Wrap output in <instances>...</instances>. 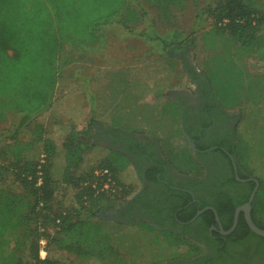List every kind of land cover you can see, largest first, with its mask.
I'll return each mask as SVG.
<instances>
[{"label":"trees","instance_id":"trees-1","mask_svg":"<svg viewBox=\"0 0 264 264\" xmlns=\"http://www.w3.org/2000/svg\"><path fill=\"white\" fill-rule=\"evenodd\" d=\"M184 2L154 0L156 19L148 36L157 40L163 50L177 51L183 45L179 39L183 33L175 19L177 11L185 10ZM139 4L140 0H20V4L15 0H0V117L3 110L22 116L15 133L7 138L9 143L0 148V264H74L71 260L62 262L52 257L49 246L77 259L101 260L115 252L102 239L101 227L93 219L101 211L116 210L134 199L135 195L130 197L129 190L116 176L130 161L124 154L108 150L105 158L91 167L86 155L92 146L75 126L65 127L62 120H56L65 132L58 145L37 118L57 114L62 107L54 104L63 76L59 62L65 46H84L88 43L83 37L85 32L96 35L112 23L130 32L131 26L146 14L141 6L137 11ZM260 6L258 0H213L200 16H206L213 26L226 31L239 49L260 58L264 53V10ZM158 25L167 30L166 38L159 33ZM31 126H34L33 139L28 144L19 143L18 131ZM111 132L129 144L133 140L121 131ZM187 134L194 139L189 131ZM228 145L232 148V138ZM214 146L218 145L207 148ZM231 155L236 161L237 175L245 183L237 181L232 160L227 156L230 176L225 186H243V194L231 197L215 188L209 200L197 201L195 209L179 213L186 204L178 206L171 217L174 225L178 220L190 222L198 211L211 207L218 214L223 230L232 228L236 209L248 202L255 183L245 181L251 177L242 172L233 149ZM155 157L154 152L148 156L153 169L158 163ZM106 170L111 179L103 174ZM159 174L161 171L155 169V175L149 174V179L158 184ZM10 178L20 192L11 186L1 187ZM68 190L73 192L69 203L65 200ZM148 194L147 190L142 191L131 202L139 199H146L147 204L157 202V198L151 200ZM260 207L263 209L264 204L255 198L251 216L256 226L264 230ZM148 220L163 227L156 215ZM198 223L205 229L214 226L217 231L203 239L210 244L212 255L202 257L204 250L196 245L203 251L196 257V264H225L228 258L237 262L235 254L244 261L264 264V238L250 230L243 213L235 231L227 237L218 233L219 226L211 210L200 215L196 219ZM42 241L48 249L45 259L40 258ZM182 264L194 263L184 260Z\"/></svg>","mask_w":264,"mask_h":264},{"label":"rangeland","instance_id":"rangeland-1","mask_svg":"<svg viewBox=\"0 0 264 264\" xmlns=\"http://www.w3.org/2000/svg\"><path fill=\"white\" fill-rule=\"evenodd\" d=\"M15 1L20 4V0ZM184 1L185 10L177 11L175 19L178 30L183 33V36L179 37L183 45L177 51L163 50L157 40L148 36L152 30L153 20L156 19L154 0H140L137 11L141 6L146 12L145 16L138 19L136 25L131 26L130 32L120 28L118 33H115L116 42L125 40L127 36L130 37L131 47H135L137 51V66L131 70L123 69L118 72L113 66L111 69L114 71L106 68L104 73L106 81L116 83L111 89H107L110 95L106 99L107 104L110 105L106 107L110 115L109 122L115 127L122 126L127 130H143L150 137L162 135L160 148L163 153L169 158L172 153L177 163L186 164L185 153L191 152V148L189 150L187 149L189 145L181 144L183 111L196 109L198 114L207 108L208 101L204 97L201 98L202 100L196 97L198 87L196 85L199 81L196 76L203 79L207 77L218 104L223 109L234 111V115H231L232 149L238 157L242 172L249 176L245 172V169L248 170L259 182L256 201L262 205L264 204V53L259 58L239 49L238 44L226 31L213 26L212 20L206 16H200L209 4H213V0ZM258 1L264 10V0ZM157 29L161 36L166 38L167 30L161 25H158ZM122 44L123 41L118 48L123 52ZM250 66L258 68L256 74L261 72L259 73L262 77L261 87V82L254 83L255 78L252 79L247 73V67ZM69 70H63V75L72 73ZM160 75L166 77L164 80L168 81L170 86L193 90L195 95L189 97L190 94L185 93V101L180 99V106L175 105L171 100L160 101L159 96L162 92L156 88L164 81L156 80ZM201 88L203 85H200ZM64 92L63 88L58 93L61 96ZM66 107L68 106L63 105L59 111L57 110V114L38 117L37 121L44 125L58 145L61 144V138L65 134L62 131L64 126H75L92 146L86 159L90 166L94 167L105 158L109 149L93 139L97 131L95 123L82 121L85 115L82 111H70L72 107ZM124 110H128L129 113ZM2 112L4 115L0 117V148L3 144L9 143L7 138L15 133L22 118L15 111ZM58 119L65 125H57ZM104 128L110 130L109 127ZM33 129L34 126H31L18 131L17 141L28 144L33 139ZM123 134L134 136L130 133ZM144 137L137 136L145 140ZM57 163L61 166L60 161ZM181 175L202 178L204 171L196 159V168L190 170L187 175ZM108 176L111 179L110 173ZM116 176L117 180L129 190L130 197L141 192L142 184L131 163ZM12 182L13 178L7 179L1 187L7 189V186H11L14 191L20 192L17 185H13ZM72 195L73 192L68 190L65 196L67 203ZM260 210L264 214V208L260 207ZM99 215L93 221L100 225L102 239L113 248L114 253L106 254L101 260L77 259L66 252L57 251L54 246H49L50 255L62 262L71 260L74 264H173L181 259L194 260L203 252L201 248H195L190 242L175 237L177 235L172 231L164 233L143 221L119 218L110 215V212L101 211ZM47 252L46 242L43 241L40 258L45 259Z\"/></svg>","mask_w":264,"mask_h":264},{"label":"flooded vegetation","instance_id":"flooded-vegetation-1","mask_svg":"<svg viewBox=\"0 0 264 264\" xmlns=\"http://www.w3.org/2000/svg\"><path fill=\"white\" fill-rule=\"evenodd\" d=\"M186 116L185 129L195 136L194 140H192L195 142L194 154L204 171L202 178L184 176L168 168L162 162L157 147L146 140L133 137V140L129 144L126 140L116 137L111 131L107 130L96 131L93 139H96L111 151L124 154L135 169L138 179L142 184L141 192L147 190L151 200L157 198V202L151 204H147L146 199L131 202L137 198L138 194H136L133 200L116 209L113 215L127 220L128 218H132L134 221H143L162 232L172 231L182 241L190 242L195 248L196 245L202 247L204 250L202 257H206L212 255L213 252L210 244L204 242L203 239L207 235L212 236L217 231L216 228L210 226L208 229H205L201 223L196 224V219L192 221L194 218L190 222L178 220V224L174 225L171 217L175 215V209L182 204H186V207L180 208L179 213L195 209L199 201L209 200L215 188L218 187L221 193L227 192L231 197H239L243 194V186H236L235 188L225 186L230 176L227 170V156L231 160L234 159L231 155L232 148L228 145L232 138V121L223 116H218L219 119L209 114L201 116L196 113V110L187 113ZM211 144L218 146L207 148ZM217 151L219 153H212ZM153 152L157 155L155 158L158 162L154 169L150 165V159L148 158ZM155 169H158V172L161 171V174L157 176L159 180L158 184L149 179V174L155 175ZM244 183V181H241V184ZM151 215H156L160 218L163 223L162 228L149 222L148 217ZM217 224L219 226L218 233L223 237L229 236L223 235L220 228L221 223L220 225L219 223ZM235 257H238L237 262H232V259L228 258L225 264H253L251 260H242V257L238 254H235ZM183 261L176 260L174 264H182ZM192 262L196 264V258ZM201 264H210V262Z\"/></svg>","mask_w":264,"mask_h":264},{"label":"crops","instance_id":"crops-1","mask_svg":"<svg viewBox=\"0 0 264 264\" xmlns=\"http://www.w3.org/2000/svg\"><path fill=\"white\" fill-rule=\"evenodd\" d=\"M122 28L118 23H112L110 25L104 26L96 35L91 34V32L87 31L84 33V38L88 41L84 46L77 47L75 45L67 44L65 49L60 57V71L63 70H71L72 73L69 75H63L60 79V83L57 87L56 97H55V106L57 104H61L62 106H68L66 108L72 107L70 111H82L83 116L82 121H87L90 123H95L97 131L107 130L104 127H109L110 130H118L123 133L134 134L131 137L137 136H145V140L154 144L160 156H162V162L174 172L178 174H189L190 170L196 168V158L194 154V149L192 148L191 143L194 142L188 138L187 130L185 129V120L187 113L192 111H183L182 118V136L181 144L189 145L187 149L191 152L185 153L187 162L186 164L177 163L174 159L172 153L169 158L167 155L163 153L160 148L161 137L162 135H156L153 137L148 136L143 130H134V129H123L122 126L115 127L109 122L110 117L107 112V103L106 99L110 96L107 89H111L116 83L112 81H106L105 70L106 68L111 71H122L131 70L136 68L137 66V51L135 47H131L130 37L127 36L125 40L116 42V35L119 29ZM130 35V34H129ZM128 39V41H126ZM91 40V41H90ZM119 40V39H118ZM123 41L124 51L122 52L118 46ZM254 56V55H253ZM111 66L115 69L112 70ZM63 67V68H62ZM69 70V71H70ZM70 71V72H71ZM247 73L251 75V78L254 79V83L259 81L260 87L262 86V77L261 75L256 74L258 72V68L250 66L247 67ZM126 72V71H125ZM155 77V76H154ZM199 80L197 85L196 97L201 99L205 98L207 102V108L201 113H198L201 116H205L206 114L213 115L214 117L223 116L231 121L232 116L234 115L233 109H223L216 100L212 85L208 78H200L196 76ZM165 76L160 75L156 77V80H164ZM206 79V80H205ZM201 80V81H200ZM257 84V83H256ZM200 85H203V88L200 89ZM209 86V87H208ZM65 92L63 93V98H60V90L63 89ZM157 89H160L162 95L159 96L160 101L166 102L167 100H171L175 105L180 106V99L184 100L186 97L185 93H188L189 97L191 95H195L193 90L186 88H176L170 86L169 82L164 80L163 83H159ZM209 88V89H208ZM206 93V95H204ZM60 98V99H59ZM59 99V100H58ZM202 100V99H201ZM185 101V100H184ZM111 104V103H110ZM110 106V105H108ZM74 107V108H73ZM68 110V109H67ZM124 112L129 113L128 110H124ZM238 115V114H235ZM218 121V120H217ZM103 128V129H102ZM195 138V136H194ZM195 143V142H194ZM241 167V164H239ZM245 169V168H244ZM245 172L249 175H252L248 170L245 169ZM190 176V175H188Z\"/></svg>","mask_w":264,"mask_h":264},{"label":"water","instance_id":"water-1","mask_svg":"<svg viewBox=\"0 0 264 264\" xmlns=\"http://www.w3.org/2000/svg\"><path fill=\"white\" fill-rule=\"evenodd\" d=\"M191 145H192V148L194 149L195 148V143L192 142ZM232 162H233L234 171H235V174H236L237 181H240V182L243 181L237 175L238 174V168H237V165H236V161L234 159H232ZM245 181H247V182H254L255 183V188H254L253 192L251 193L248 202L245 205H243V206H241V207H239V208L236 209L235 214H234L233 226H232V228L230 230L224 231L222 229V227L220 225V220H219L218 214L212 208H206V209H203V210L198 211L197 214H196V217L192 221H194L195 219H197L206 210H211V211H213V213L215 215L216 222L219 223V225H220L221 233L223 235H230L231 233H233L235 231V229H236V227L238 225L239 217L243 213L244 214V218L246 220V223L249 226L250 230L252 232H254L256 235L264 238V230H262L258 226H256V224L253 222L252 216H251L252 215V205H253V203L255 201L257 192L259 190V182L256 179H254V178H248ZM115 212H116L115 210L110 211V215L115 214ZM156 229H158V228H156Z\"/></svg>","mask_w":264,"mask_h":264},{"label":"built area","instance_id":"built-area-1","mask_svg":"<svg viewBox=\"0 0 264 264\" xmlns=\"http://www.w3.org/2000/svg\"><path fill=\"white\" fill-rule=\"evenodd\" d=\"M103 174H106V175H108V171L106 170V171H104L103 172ZM43 243V241L41 242V244ZM42 259H44V258H42Z\"/></svg>","mask_w":264,"mask_h":264}]
</instances>
